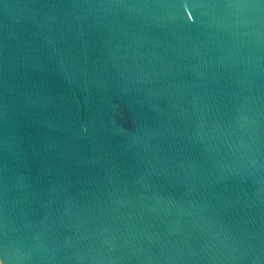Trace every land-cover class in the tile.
Instances as JSON below:
<instances>
[{
    "label": "water",
    "instance_id": "95a60500",
    "mask_svg": "<svg viewBox=\"0 0 264 264\" xmlns=\"http://www.w3.org/2000/svg\"><path fill=\"white\" fill-rule=\"evenodd\" d=\"M0 264H264V0H0Z\"/></svg>",
    "mask_w": 264,
    "mask_h": 264
}]
</instances>
